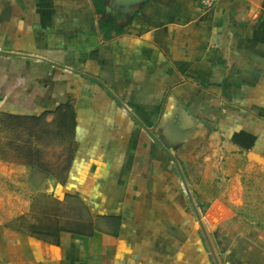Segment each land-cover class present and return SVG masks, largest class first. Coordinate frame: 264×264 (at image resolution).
Returning a JSON list of instances; mask_svg holds the SVG:
<instances>
[{
  "label": "crops",
  "instance_id": "1",
  "mask_svg": "<svg viewBox=\"0 0 264 264\" xmlns=\"http://www.w3.org/2000/svg\"><path fill=\"white\" fill-rule=\"evenodd\" d=\"M66 105L67 175L0 213V264H264V0H0V113Z\"/></svg>",
  "mask_w": 264,
  "mask_h": 264
},
{
  "label": "rangeland",
  "instance_id": "2",
  "mask_svg": "<svg viewBox=\"0 0 264 264\" xmlns=\"http://www.w3.org/2000/svg\"><path fill=\"white\" fill-rule=\"evenodd\" d=\"M73 151L70 130L58 116L0 113V213H12L10 222L25 229V207L31 218L42 205L49 207L42 196L52 191L53 182L64 181Z\"/></svg>",
  "mask_w": 264,
  "mask_h": 264
},
{
  "label": "trees",
  "instance_id": "3",
  "mask_svg": "<svg viewBox=\"0 0 264 264\" xmlns=\"http://www.w3.org/2000/svg\"><path fill=\"white\" fill-rule=\"evenodd\" d=\"M72 111H70V106L66 105V106H62L59 108V121L60 124L67 127L69 130L74 129L75 126V121L73 119V115H72ZM46 113L38 116V117H43L45 116ZM33 117V116H32Z\"/></svg>",
  "mask_w": 264,
  "mask_h": 264
},
{
  "label": "built area",
  "instance_id": "4",
  "mask_svg": "<svg viewBox=\"0 0 264 264\" xmlns=\"http://www.w3.org/2000/svg\"><path fill=\"white\" fill-rule=\"evenodd\" d=\"M200 6L210 9L215 6V4L218 2V0H196Z\"/></svg>",
  "mask_w": 264,
  "mask_h": 264
}]
</instances>
